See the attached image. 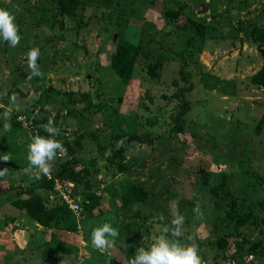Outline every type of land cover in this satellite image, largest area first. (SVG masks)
<instances>
[{"label": "rangeland", "instance_id": "374dc122", "mask_svg": "<svg viewBox=\"0 0 264 264\" xmlns=\"http://www.w3.org/2000/svg\"><path fill=\"white\" fill-rule=\"evenodd\" d=\"M73 5L72 13H62L53 0H0L21 36L16 47L0 39V170L7 169L0 177V264H87L98 252L104 255L101 264L112 259L129 264L127 248L147 247L176 214L184 217L183 233L169 239L194 244L202 264L229 259L239 264L235 240L226 249L216 240L234 225L227 212L264 216V128L255 131L264 86L251 82L264 65V43L249 34L253 25L264 26V0H79ZM204 20L208 26L200 38L191 21ZM120 38L141 48L128 85L110 67ZM32 48L40 50L43 75L28 80L25 54ZM156 59L161 69L151 78L147 63ZM184 100L190 106L178 127L175 115ZM10 109L11 117H25L19 125L10 121L5 134L3 113ZM133 111L139 134L152 140L134 142L124 153L125 170L119 171L107 165L103 153L109 143L117 148L123 139L125 144L115 135L126 129ZM53 114L55 139L66 151L51 162V174L57 177L65 167L85 169L74 199L96 193L99 203L89 218L80 210L61 228H37L9 199L26 196L23 186L39 183L27 146ZM128 180L145 188L143 201L123 205L111 193ZM219 184L215 196L210 188ZM34 191L49 206L60 202L57 190ZM5 217L14 218L6 227ZM104 223L119 233L107 252L91 244L92 230ZM260 228L264 238V223ZM241 245V264H264V245L252 252L246 251L251 243Z\"/></svg>", "mask_w": 264, "mask_h": 264}, {"label": "trees", "instance_id": "16d2710c", "mask_svg": "<svg viewBox=\"0 0 264 264\" xmlns=\"http://www.w3.org/2000/svg\"><path fill=\"white\" fill-rule=\"evenodd\" d=\"M54 3L57 4L58 10L62 13H72L74 4L79 3V0H53ZM192 24L195 27V30L197 34L199 35L200 38H203L205 35V31L207 28V24L202 22H196V21H191ZM84 23L83 25H85ZM250 36L261 43H264V26L263 25H253L251 30H250ZM141 52V48L128 40L125 39H118L115 43L114 51L111 54L110 57V67L116 74V76L119 78L120 82L123 83L124 85L130 84V82L133 80L134 75V69L136 65L137 58ZM161 64L162 61L159 59H156L155 61L152 60L147 63V70L146 73L149 75L151 78H157L158 75V70L161 69ZM182 74H184V70L180 69L179 70ZM251 82L254 83L255 85L258 86H264V65L260 67L253 75L251 76ZM122 100L121 97H118V101ZM190 106V103L186 100L183 101L181 109L177 112L175 115V123H177L180 127V120L182 117L185 115V113L188 111ZM23 114V113H20ZM19 115V114H18ZM17 115V116H18ZM17 116L11 117V122L14 125H19V121L17 119ZM138 115L136 111H133L132 113L129 114V121L127 124L126 129H123L121 132L115 135V138H124L125 139V144L122 147H117L115 148L113 146V143H109L105 148L107 150H111V156L106 157L105 152L103 153V157L106 159L107 165L115 164L118 168L119 171H124L125 170V164L122 163V161L125 158V151L132 147L134 142H137L139 144L144 143L145 141H151V137L148 136V134L145 135H140L137 128L139 125ZM44 119H42L43 121ZM40 121L39 124L42 122ZM21 122V121H20ZM45 124L44 122L41 123ZM176 124V125H177ZM41 125L37 127V134H40L42 136H47L48 134L41 128ZM264 126V110L262 114L260 115L256 125H255V131L260 132ZM180 129V128H179ZM263 130V129H262ZM178 131V128H177ZM63 144V143H62ZM85 170V169H84ZM83 169H74L73 167H65L63 170L58 173L56 176L61 179H69L73 181L76 185L77 183L82 179V174H84ZM22 186V185H19ZM43 187V188H50L53 190L54 186V181L51 179H47L46 176H43L39 183L33 184V185H28V186H23V193L26 194V196H19L17 198H12L9 199L11 203L17 207L20 210H23L24 213L34 222L37 224L51 228L52 226H56L61 228V223L66 220L67 217L70 216L72 211L68 205L62 200L60 196L59 203H54L52 205H47L46 199L38 194L35 193L34 189L35 187ZM222 185H216L212 186L210 188L211 192L213 195L218 196L219 190L221 189ZM111 193L118 197L123 205H128L129 203H133L135 201H143L146 196L147 192L145 188L138 184L135 183L131 180H128L125 184L122 185L121 189L116 190L112 189ZM88 200V202H85V200ZM233 204L231 208H234V201H232ZM99 203V197L96 195V193H85L83 196V207L82 210H84L83 216L89 218L92 216L93 211L98 207ZM215 205H218V202H214ZM101 212V211H99ZM237 212V211H236ZM226 217L233 222L234 225L232 227V230L226 232L222 236L218 237L216 240V244L220 249H226V246L229 243V240H235L234 241V246L235 248H239L240 250L236 253L238 255L237 257V263H240L241 256L243 251V247L241 243H251L249 248H247L246 251L252 252L256 251V249H259L263 247L264 245V238L261 236L263 235V231L260 228L261 224L264 223V216L259 217V215L254 212V211H248L244 215H239L237 213H229L227 212ZM8 220V221H7ZM6 220V217L3 218L1 224L7 225V222L13 221V217H9V219ZM243 227H250L249 232H245L242 230ZM71 228V227H70ZM2 229V228H1ZM257 229V233H254V230ZM256 234L258 237L254 238L253 235ZM51 239L55 238V233H51ZM261 237V238H260ZM238 238L241 239V243L239 242ZM141 244H137L139 247ZM134 250L135 247H128L126 252H125V257L127 260H132L134 256ZM97 257H93L92 259L89 258L87 259V264H101L104 262L103 256L100 252L97 253ZM240 257V258H239ZM97 259V261H95ZM233 260V263L230 264H235L234 259H229L228 261ZM227 261V263H228ZM116 263L113 259L109 264H114Z\"/></svg>", "mask_w": 264, "mask_h": 264}, {"label": "clouds", "instance_id": "9594fccd", "mask_svg": "<svg viewBox=\"0 0 264 264\" xmlns=\"http://www.w3.org/2000/svg\"><path fill=\"white\" fill-rule=\"evenodd\" d=\"M15 17L6 9L0 8V39L8 43L11 47L19 45L21 36L18 26L16 25ZM40 50L32 48L25 54L26 63L30 69L28 80L33 77L42 76L39 69L38 59ZM18 97L13 93L10 97V104H15ZM11 109L3 113L2 132L7 133L11 130ZM41 128L48 134L42 136L36 134L32 137L28 144L27 160L31 167L38 169L36 179L43 176H50L51 162L55 160L58 152L64 153L62 142L55 139L58 129L55 127L54 114L49 117L47 123L42 124ZM124 140L117 142V147H122ZM111 150L105 152L106 157L111 156ZM8 161L7 156L3 158ZM7 169L0 170V177L4 176ZM200 214L198 207L193 210ZM184 217L182 215H173L170 225L162 229L161 234L156 237L151 244L139 247L135 250L133 259L129 264H202L201 258L198 255L197 247L194 244H181L177 240L169 239L172 237H180L183 233ZM119 235L118 231L109 223H104L102 226L96 227L91 233L92 246L101 252H107L113 247L114 239ZM63 264V262H61Z\"/></svg>", "mask_w": 264, "mask_h": 264}, {"label": "built area", "instance_id": "2783aa9c", "mask_svg": "<svg viewBox=\"0 0 264 264\" xmlns=\"http://www.w3.org/2000/svg\"><path fill=\"white\" fill-rule=\"evenodd\" d=\"M24 115L23 114H19L17 116V119L20 120L21 122L24 119ZM62 153L57 154V156H61ZM47 179H51L54 181V190H57L58 193H56L58 196H60L62 198V200L68 205V207L74 211V212H78L80 210H82L83 207V198L81 199L82 201L78 200V199H74V197H76V195L73 192V188L74 186H76V184L69 180V179H64L61 180L58 177L53 176L52 174H50V176H46ZM85 202H88V200L86 199ZM234 261H228L227 264L233 263Z\"/></svg>", "mask_w": 264, "mask_h": 264}, {"label": "crops", "instance_id": "0c3cea01", "mask_svg": "<svg viewBox=\"0 0 264 264\" xmlns=\"http://www.w3.org/2000/svg\"><path fill=\"white\" fill-rule=\"evenodd\" d=\"M33 223L36 224V226H38L37 228H42V227H41L40 225H38L36 222L33 221ZM1 225H2V224H1ZM4 227H6V225H4ZM0 228H2V227L0 226ZM2 229H3V228H2ZM30 231H31V230H30ZM5 254H6V253H5ZM5 254H3V255H5ZM6 255H7V254H6Z\"/></svg>", "mask_w": 264, "mask_h": 264}]
</instances>
